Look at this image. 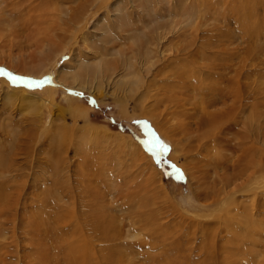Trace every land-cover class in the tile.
<instances>
[{"label":"rangeland","instance_id":"374dc122","mask_svg":"<svg viewBox=\"0 0 264 264\" xmlns=\"http://www.w3.org/2000/svg\"><path fill=\"white\" fill-rule=\"evenodd\" d=\"M130 1L0 0V72L27 79V85L18 81L20 85L16 82L12 87L9 77L0 75V155L6 150L12 161L8 169L0 170V264H264V166L258 172L248 169L238 174L243 164L238 161L241 144L236 135L243 123L225 127L223 137L215 139L216 151L212 149L216 147L212 146L214 139L197 137L205 128L193 121L190 145L183 132L169 130L181 119L190 123L182 113L174 112L184 108L200 115L202 107L195 109L191 91L185 87L177 89L176 99L168 101L166 94L170 93L164 83L174 76H169V69H162L164 64L173 63L167 54L175 53L170 58H178V48L192 38L199 42L196 60H213L215 66L226 63L220 69L222 74L215 77L220 90L213 92L216 97L205 110L213 112L232 104L235 100L224 98L221 87L228 86L230 78L237 79V84L239 80L244 93L233 105L242 106L243 116H255L254 124L261 126L259 132L248 127L246 146L264 155V0H149V7L147 0L139 1L140 5L138 0ZM184 5L197 10L185 11ZM81 6L83 12L78 14ZM231 8L253 17L239 26L223 14ZM154 12L158 16L151 18ZM124 14H133L140 33L155 25L156 33L168 37L160 49L153 48L155 55L150 60H130L152 89L146 97L144 91L133 99L123 98L119 91L116 94L115 83L128 75L123 70L114 78L107 77L100 96L72 87L77 85L72 78L81 65L89 68L100 60L101 55L92 48L94 43L111 34L119 38L116 49L131 45L116 26L117 17ZM254 22L253 28L243 29ZM176 34L181 37L175 38ZM153 60L155 72L147 76V66ZM159 60H163L161 65ZM17 63L26 69L42 67V75L15 72L12 68ZM183 65L189 77L199 75L200 68L192 62ZM188 80L193 84L191 78ZM29 82L39 86L25 88ZM198 84L197 98L212 96V92L204 95ZM14 86L34 95L25 101L13 97L9 101L8 91L19 88ZM144 100L147 115L141 109ZM167 109L168 117L160 118L161 111ZM156 120L183 145L184 151L176 159L173 143L156 129ZM34 122L39 124L34 149L30 148L32 136L22 135L14 147L12 139L15 142L17 137L1 132L4 128L13 134L19 130L17 125H23L28 133ZM61 126L66 129L60 130ZM73 128L78 129L76 134ZM93 129L107 132L110 141L82 136ZM68 132L75 137L57 141L55 136ZM116 138L132 146L118 147L112 141ZM136 145L147 155L133 157ZM202 145L209 148L203 150ZM217 154L224 159L223 167L214 164L216 158L219 160ZM227 175L232 176L229 183ZM154 176L159 177L150 186L158 200L146 206L135 201L133 196L138 193H132L133 189ZM150 212H155L154 216L149 217ZM109 222L116 227L105 233L103 226Z\"/></svg>","mask_w":264,"mask_h":264},{"label":"bare ground","instance_id":"6f19581e","mask_svg":"<svg viewBox=\"0 0 264 264\" xmlns=\"http://www.w3.org/2000/svg\"><path fill=\"white\" fill-rule=\"evenodd\" d=\"M136 1L137 0H131L130 2H136ZM139 1L142 2L144 0H138L137 1V3L140 5V2ZM202 1H204V0H202ZM256 1H258V0H256ZM148 3H149V0H147V2H146L147 7H149L148 6L149 5ZM193 3H194V1H193ZM200 3L201 2H199V4ZM234 3H236V2H234ZM189 5L190 4H188V6ZM186 6L187 5H184V7H183L185 11L194 12L195 10H197V7L196 6L191 7L192 9L191 8H187ZM202 6H203V3H202ZM170 7L171 8L175 7V1L172 2V4H171ZM79 8L80 9L78 10V14L81 13V11L84 9V6H81ZM199 11H201V10H199ZM241 11L239 10V12L235 13L234 9L231 8V9L226 10L223 14L227 18H233L235 21H237L236 24H239V26H242V25H244V21H243L244 19H246V18L248 19L250 17L252 18L253 16L250 15V13L249 14H246V13L243 14V11L242 12ZM246 12H248V10ZM117 13H119V12H117ZM78 14H77V16H78ZM108 14L110 15V18H111V14L109 12H108ZM150 15H151V18H155V17L158 16L156 12H154V14H150ZM204 15H205V13L202 12L201 13V16H204ZM147 16H148V14H147ZM141 17L143 18V15ZM116 20H118L117 22L115 21L117 28L121 31V33L124 32V35H125L124 37H126L125 39L128 41V43H131V45L122 48V50L116 49L117 48L116 47V44L119 42V40H118L119 38L117 36H112L111 34L108 35L106 39H104V38L103 39H100L97 42V44L94 43V46L92 48H94V52H95L96 55H101L100 56V60H96L97 62L89 64V68H86L85 65L84 66L81 65L80 69L76 72V75L72 78L73 79L72 81H75V83L77 85H74L72 87H75V88H77L79 90L80 89H83V90L89 91V93H91V94H95L97 96H100L101 90H104L103 88L106 85V82L105 81H106L107 77L109 75H111V78H114L115 73L119 72V70H123L124 72L128 73V75L125 76L126 79L120 78L115 83L116 90H117L116 91V94L119 91V93H121L123 95V98L128 99L129 97H131L133 99L134 97L136 98V96H134V95H139L140 93H142V92L145 91L144 97H146V95L152 89V85L148 84L146 82V80L142 76H139L140 74H138V73H140V70L138 69L137 64L134 61H130V60H131V58H134V57L136 58V62H137V59H142V58L143 59L150 60V58L155 55L153 48L156 47L157 49H160L161 48L160 44L164 45V41L168 37L167 36L165 37V34L159 33L160 31L156 33L155 25H154V27H151L149 25L146 26V28L149 31L143 30L140 33L139 32L140 30L139 31L137 30L138 29V25L134 21L135 19L133 17V14L120 15V16L117 17ZM140 20L142 22V19L141 18H140ZM251 22H253V21H251ZM161 24H163V23H161ZM103 25H106V23L103 24ZM253 25H255V22H254V24L251 23L250 26H246L245 25L243 29L253 28ZM103 28H101V29H103ZM110 28H112L111 30H113V31H114V29L116 30V28L113 27V26H110ZM219 29H221V31ZM194 30L197 32L198 31V28H196ZM216 30H219V32L221 34H225V31L222 28H218ZM206 32L207 33H210V31H206ZM146 33H151L153 35V37H150L149 35H146ZM171 33H174V31H172ZM199 34H200V32L198 33V35ZM180 37H181L180 35H177V37H175V38H180ZM198 39H199V37H198ZM155 42H156V45H153V43H155ZM170 43H172V42L170 41ZM198 43L199 42L197 41L196 38H194V39L192 38V41L191 42L180 46L178 48V51H177L178 53L176 54V55H180L178 58H170V57H172V56L175 55V53L172 54V52H170L169 54H167L168 57H169L168 58V61L173 62V63L164 64L163 67H162V69H169V76H174L173 79H169L168 78L165 81V83H164V89L167 92L170 93V94H166V98L168 99V101L171 102L172 100L176 99V94L179 91L177 89H182L183 87H185V88H189V91H191V95L193 96V99H194L193 104L195 106V109H197L200 106L202 107V111L200 112L201 113L200 115H198V112H190V111H188L187 109H184V108H180L179 110L178 109L175 110L174 113H182V116L184 117V119H189L190 120V123L188 125L187 124L188 122L185 123L184 122L185 120L181 119L178 123H176V124H178L177 126H176V124L174 126L173 125L174 123H172L171 124L172 126L171 125L170 126L173 127V128H170L169 130H172L174 132H177V131L178 132H183V137L185 138L184 140H186L187 142H189V141L191 142V139L194 138V137L193 136L191 137V135H190L191 134L190 126H192L194 124L193 121H195V123L198 125L199 128H205V130L201 134H197V137H201V140H208V139L212 138V139H214L213 140V143H212V146H216L217 143H215V139L217 137H223L222 132H224L225 127H227L229 125H232V124H234V125L235 124H239L240 122H242L243 125H244V128L239 129V131L237 132V134H239V135L238 136L236 135V137H238V142L241 144V146H240L241 151H240V155H239L238 161L240 162V164H243L242 167H240V169L238 171V174H240L242 171L243 172H247L248 169L249 170L250 169L256 170L255 172H258L264 166L263 165V161H264L263 160L264 159L263 157H264V155L261 154V153L260 154H256V153L252 152L249 149V147L246 146V144H247V134H248V129H249L248 127H250L251 132H253L254 129L257 132H259L260 129H261L260 128L261 127L260 126V123L254 124L255 123L254 122V117L255 116H253V115L251 117H249V116H243V114H242L244 112L243 111V107L242 106L241 107H237V106L233 105V103H235L236 100H240V98H242L241 96L243 95L244 92L242 93V91H241L242 88L241 87H243V86L239 82V80H238V84H237V79L230 78L229 79L230 84L233 82V83H235V86H230V84L226 82L225 85H228V86L221 87L223 89V94H222V90H221V95L224 98H232L233 101L234 100L235 101L232 104H230L229 106H226V107H224V108H222L220 110H217V111L209 112V111L205 110V107H208V106H210L213 103V101H211V99H213V98L216 97V94L213 95V92L215 93V91L217 90V88H219V90H220V86L216 82L218 79L217 80H215V79L217 78L218 74H222L220 72V69L221 68H225L226 63H224V64H218L217 63V65L215 66L212 63V62H214L213 60H210V61H212L210 63H207V62L206 63H201V62H199V60H196L197 59L196 56H198V52H199V50L197 49ZM201 46H202V48L204 46L207 48V46L204 43H201ZM91 51H92V49H91ZM91 55L93 56V53ZM162 55H164V52L162 53ZM88 57L89 56L85 53L84 54V58L87 59ZM127 59H129V62H127L128 61ZM81 61H83V60H81ZM185 61L192 62L195 65V68L196 69H197V67L200 68V71L198 70L199 71V75H196V73H195V74H191V77H189L186 74L185 65H183V63H185ZM162 62H163V60H159L158 63H160V65H161ZM148 65L149 66H147V70H146L147 76H149V74H154V72H155L154 69L157 66L155 60H153L151 62V65L150 64H148ZM209 65L213 66V68L211 69L209 67ZM20 66H21L20 63H17L16 64V67L14 66L12 69L15 70V72L17 71V72H20V73H23V74H28V75H32V76H36V77H40L39 75L41 74V72H39V71H41V69H43L42 67H39V68H36L37 70H33L32 68H27L26 69L25 68L26 65H24L22 67H20ZM18 68H21V69H18ZM22 70H24V71H22ZM35 71H37V72H35ZM88 72H90V74ZM35 73H37V74H35ZM63 73H70V72L63 71ZM187 77L188 78H191V80L193 81V84L190 83V81L188 80ZM111 78H109V79H111ZM26 80L27 79L17 80L16 82L18 83V81H20V83H23V84L27 85V81ZM62 80L65 81L64 75H63ZM225 80L226 79L223 78V81H225ZM9 81H10V79H9ZM242 81H243V79H242ZM16 82L15 83L8 82V85H10V86L12 85V87H13V85H16ZM20 83H18V84L20 85ZM197 83H199L198 85H201L203 87L202 88V91L204 90V92L206 93L204 95H208L209 93L211 94V92H212V94H211L212 96H209V97H207V96H204V97L201 96V98H197V96H195V94L198 92V88H199V87L197 88ZM14 87L17 88L19 86H14ZM25 88H28V86H25ZM8 93L11 94L10 95L11 97L9 96L10 99L9 98L7 99L9 101L10 100L12 101L13 98H19V101L20 100L25 101V98L28 97V95H34V93H27L25 90H23V88H20V87L17 90H15V91H13V90H11V92L8 91ZM41 99H42V97H41ZM46 99L50 100V98H46ZM19 101L17 100L16 101V104ZM146 101L147 100H144V102L142 103V108L141 109H142L143 113L147 115V113H148L149 110L146 107ZM44 102H45L44 104H46V100ZM22 103H24V102H22ZM22 103H21V106H22ZM47 104H48V101H47ZM158 104L156 103V104H154V106H157ZM160 104H161V102H160ZM17 105H19V104H17ZM36 105H34V106H36ZM35 108H37V107H35ZM18 110H20V109H18ZM38 112H39V110H38ZM50 113H53V112H50ZM167 113H169L168 109L165 110V111H161V114H159L160 118L161 117H164L165 114L168 117V114ZM39 115H40V112H39ZM31 116H29V117H31ZM59 116L62 117L61 114ZM35 117H38L37 114H36ZM239 117H241L242 119H240ZM49 118H52V116L49 117ZM27 120H28V118H27ZM33 120L36 121L37 118H34ZM37 123H39V120H37ZM153 124L155 125L156 129H158V131L161 133V135L163 137H165L166 139L170 140L171 143H173V146L175 147V150L173 152V153H175V155H174L173 158L176 159V157L179 156L178 153L181 152V151H184L183 145H180V143L178 141H176L169 134V132L166 131L163 128V126L160 124L159 121L156 120ZM38 125L39 124H36L34 122L33 125H31V127L29 128L30 130H29L28 133H26V130H28V129L25 126L23 127V125H17L19 130H15V132L13 134L8 133L4 128H3V130H1V132L3 131L5 133V135H8L9 137H17V139H15L16 140L15 142L13 141L14 139H12V146L14 145V147L19 142V138L22 137V135H24V137H26V136H32V139H31L32 140V144L30 145V148L32 147V149H34L33 145L37 144V141H38V137L37 136H39L38 135V132H37V128H36V126H38ZM65 127L66 126H61V129L60 130H65L66 129ZM229 127H231V126H229ZM250 129H249V131H250ZM31 130H34V131H32V133L30 134ZM67 130H68V128H67ZM71 130H72V132L74 134H76V131L78 129H74L73 128ZM89 132L90 133H88V134L87 133H85L84 135L82 134V136H84V137L92 136L93 138H98V139L103 140V141H105L107 143L110 141V138L107 137V135H108L107 132H104V131L99 130V129H93V131H89ZM192 132H193V130H192ZM60 134L58 136H55V137H59L58 140H57L59 142L62 140L63 137H75L73 134H72V136L69 135V132H68L67 135L66 134L60 135ZM232 135H234V134H232ZM253 139H255V138H253ZM112 141L115 142V143H117L118 144V147H129V146H132L130 142H128L126 140H122V138H116L115 140H112ZM180 141H181V139H180ZM190 142H189V144H190ZM178 144L180 146H178ZM252 144H253V142H252ZM139 147H140L139 145H136L134 147V152L131 154L135 158H137L139 156L142 157L144 155H147V154H145V151L142 148H139ZM201 148L203 150H204V148H206V150H207L209 147L208 146L206 147V145H202ZM212 149H215L216 151L219 150L217 146L216 147H213ZM6 154H7L6 153V150H4V151H2V153L0 155V167H2V168H0V170L1 169H8L9 163L12 164V161H10V157H7ZM215 155H216V153H215ZM218 159L219 160H217V158H216L217 161L214 160V162H215L214 164H216V166H218V167H223V165H224V159H223V157L221 155L220 156L218 155ZM34 162H36V161L33 159V163ZM184 168H188V167H184ZM251 172H253V171H251ZM158 177L159 176H157V177L154 176V177H152L153 179L143 180L142 182H144V184H142V185L138 184L137 187L135 189H133V192L132 193H134V192H137L138 193L137 195H134L133 196V198L135 199V201L140 200L141 203H143L146 206L148 203L154 204V202H156L158 200L157 194L151 192V186H150V183L155 182V179L158 178ZM1 179L2 180H5V178L3 176H2ZM231 179H232V176L229 175L227 177V179H226V183H229L231 181ZM0 188H2V187H0ZM224 191H226V190H223L222 192H224ZM212 192H213V189H212L211 193ZM208 193H209V191H208ZM225 193L227 194V192H225ZM255 201H256V199H255ZM255 201H253V204L254 205H255ZM254 209H257V204L254 207ZM154 214H155V212H150L149 213V217L154 216ZM156 216H157V213H156ZM156 216L154 218H156ZM115 227H116V225L113 224V222H109V223H107V224H105L103 226L104 229L103 228H101V229H103L104 232L105 231L107 232L108 229L115 228ZM103 230H99L98 229V232L99 231H103Z\"/></svg>","mask_w":264,"mask_h":264},{"label":"snow or ice","instance_id":"6c2138e0","mask_svg":"<svg viewBox=\"0 0 264 264\" xmlns=\"http://www.w3.org/2000/svg\"><path fill=\"white\" fill-rule=\"evenodd\" d=\"M0 75H7L9 77V79L12 80L13 83H15L17 80L22 79L20 77L14 76L11 73H7V72H0ZM33 86H39V83L38 82H29L28 83V87H33Z\"/></svg>","mask_w":264,"mask_h":264}]
</instances>
